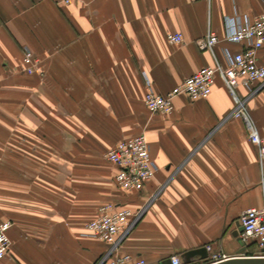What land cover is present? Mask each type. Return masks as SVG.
I'll return each instance as SVG.
<instances>
[{
	"label": "crops",
	"instance_id": "obj_1",
	"mask_svg": "<svg viewBox=\"0 0 264 264\" xmlns=\"http://www.w3.org/2000/svg\"><path fill=\"white\" fill-rule=\"evenodd\" d=\"M264 12V0H0V222L11 220L0 264H101L103 241L84 234L106 203L141 216L121 250L162 264L211 244L257 255L236 237L242 213L264 206V164L220 76L209 97L174 99L172 114H152L146 76L165 93L241 43L225 39L226 18ZM208 31L215 53L197 40ZM183 41L170 43L167 34ZM38 70L22 73L23 50ZM264 62V46L259 51ZM247 109L264 125V86ZM145 133L155 176L123 192L106 153Z\"/></svg>",
	"mask_w": 264,
	"mask_h": 264
},
{
	"label": "built area",
	"instance_id": "obj_2",
	"mask_svg": "<svg viewBox=\"0 0 264 264\" xmlns=\"http://www.w3.org/2000/svg\"><path fill=\"white\" fill-rule=\"evenodd\" d=\"M66 3L70 0H64ZM225 39L244 45L243 49L231 52L225 49L226 65L216 61L214 66L204 67L186 77L180 84L165 93L157 92L152 81L146 76V93L144 102L147 110L152 113L172 114L175 109L174 99L184 94L191 100L209 97L216 77L220 76L234 97L235 106L229 113V118H242L246 124L249 140L257 147L258 159L264 164V125L259 127L252 119L247 109L248 97L241 98L237 88L241 85L250 89V95L264 86V62L259 60V51L264 46V12L250 18L240 16L226 18ZM170 43L179 44L183 34L170 32L167 34ZM220 37L213 31L198 39L199 49L215 53L214 49ZM38 57L34 51L25 46L23 50L20 71L32 75L38 70ZM106 158L116 168L115 182L123 192H139L156 174L158 165L152 159L150 147L145 133L119 140L107 153ZM127 206L114 202L104 204L99 209L97 217L85 226L84 234L103 241L107 250L103 254L101 264H152L143 256H136L121 250L123 241L141 216ZM243 230L240 238L245 245L255 242L259 248L258 256H264V206L250 207L245 210L239 220ZM13 222H0V261L8 253L10 246L9 230ZM208 257L192 264H213L229 259L231 256L220 251H214L211 244L206 245ZM172 264H183L179 255L170 257Z\"/></svg>",
	"mask_w": 264,
	"mask_h": 264
},
{
	"label": "water",
	"instance_id": "obj_3",
	"mask_svg": "<svg viewBox=\"0 0 264 264\" xmlns=\"http://www.w3.org/2000/svg\"><path fill=\"white\" fill-rule=\"evenodd\" d=\"M243 230V227L240 225L238 227L237 233L234 235L237 237L238 233ZM239 241L243 243L241 238H239ZM246 250V247L243 246L238 251V255L231 257L229 259L219 261L213 264H264V256H258V255H245L244 251ZM208 257V252L205 247H197L193 249L186 250L182 253V258L184 263L191 264L193 262H196L197 260H204ZM162 264H172L171 258H165L162 261Z\"/></svg>",
	"mask_w": 264,
	"mask_h": 264
},
{
	"label": "trees",
	"instance_id": "obj_4",
	"mask_svg": "<svg viewBox=\"0 0 264 264\" xmlns=\"http://www.w3.org/2000/svg\"><path fill=\"white\" fill-rule=\"evenodd\" d=\"M183 264H186V263H183ZM192 264V263H191Z\"/></svg>",
	"mask_w": 264,
	"mask_h": 264
}]
</instances>
